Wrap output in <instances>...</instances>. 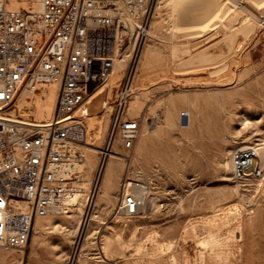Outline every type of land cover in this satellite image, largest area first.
<instances>
[{"label": "rangeland", "instance_id": "obj_1", "mask_svg": "<svg viewBox=\"0 0 264 264\" xmlns=\"http://www.w3.org/2000/svg\"><path fill=\"white\" fill-rule=\"evenodd\" d=\"M143 27L89 104L83 196L37 219L25 249L0 248V264H245L243 246L264 239V184L232 162L262 148L264 169V0H153ZM57 98L37 86L17 114L48 120ZM117 117L140 123L130 150L111 138ZM127 177L148 185L137 216L119 209Z\"/></svg>", "mask_w": 264, "mask_h": 264}, {"label": "built area", "instance_id": "obj_2", "mask_svg": "<svg viewBox=\"0 0 264 264\" xmlns=\"http://www.w3.org/2000/svg\"><path fill=\"white\" fill-rule=\"evenodd\" d=\"M152 1L0 0V248L25 249L36 220L80 193L89 104L112 77L121 46L141 39ZM47 84L58 86L53 116L20 117L18 97ZM130 92L125 81L119 102ZM139 131L138 120L117 117L111 138L130 150ZM232 162L238 177L264 184L256 148L236 151ZM147 190L127 177L119 209L137 216Z\"/></svg>", "mask_w": 264, "mask_h": 264}, {"label": "crops", "instance_id": "obj_3", "mask_svg": "<svg viewBox=\"0 0 264 264\" xmlns=\"http://www.w3.org/2000/svg\"><path fill=\"white\" fill-rule=\"evenodd\" d=\"M242 249H250V254L245 258V264H264V239L262 237L253 239L249 246L244 245Z\"/></svg>", "mask_w": 264, "mask_h": 264}, {"label": "bare ground", "instance_id": "obj_4", "mask_svg": "<svg viewBox=\"0 0 264 264\" xmlns=\"http://www.w3.org/2000/svg\"><path fill=\"white\" fill-rule=\"evenodd\" d=\"M144 35H145V28L143 27V28H142L141 38H143ZM125 45H126V43H124V46H125ZM120 63H121V62H120ZM186 122H187V120H186ZM184 123H185V122H184ZM185 124H186V123H185ZM263 145H264V144H263ZM248 148H249V147H248ZM259 150H262V148L257 150L258 154L261 153V151H259ZM112 155H113V154H112ZM112 165H113V161H109V162H107V165H106V167H105V170H106L107 174H108V171H110V169L112 168ZM262 183H263V182H262ZM81 196H83V194L78 193V194H76L75 196L67 197L66 199H64L63 202L69 204V203H72V202H75V201L79 200V199L81 198ZM34 228H35V224H34L33 229H34Z\"/></svg>", "mask_w": 264, "mask_h": 264}]
</instances>
